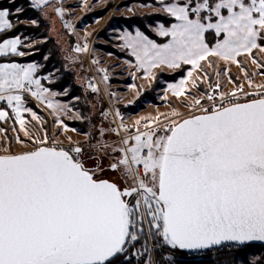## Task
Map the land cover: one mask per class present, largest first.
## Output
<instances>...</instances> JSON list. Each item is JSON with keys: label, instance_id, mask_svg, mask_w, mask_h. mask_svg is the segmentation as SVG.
Segmentation results:
<instances>
[{"label": "snow or ice", "instance_id": "6c2138e0", "mask_svg": "<svg viewBox=\"0 0 264 264\" xmlns=\"http://www.w3.org/2000/svg\"><path fill=\"white\" fill-rule=\"evenodd\" d=\"M31 2L38 8L50 4ZM159 2L174 20L156 29L168 42L157 43L138 30L124 34L123 46L146 76L153 69L190 65L187 77L169 87L174 96H189L186 106L199 114L184 118L173 110L175 119L165 117L162 127L160 117L146 119L143 130L137 120L135 134L120 123L107 131L126 135L117 144L99 140L89 146L92 151L71 137L65 147L49 142L46 132L29 131L24 119L30 113L42 128V119L25 106V93L54 113L67 108L51 99L57 94L36 78L37 66L0 63V101L34 145L19 153L0 148V264H130L131 257L142 258L141 264H182L185 252L225 243L242 251L264 242V82L253 79L264 75V60L255 54H264V0ZM54 11L63 17L65 10ZM11 15L0 9V33L14 27ZM21 44L19 36L4 39L0 57L24 56ZM242 58L259 71L250 72ZM219 62L225 67L217 71ZM205 65L228 83H235L230 75L235 65L246 84L224 91L217 80L210 92L196 96L187 80L199 88L201 77L193 72L207 78ZM89 87L99 91L93 83ZM115 115L123 120L119 110ZM9 118L0 109V121ZM105 132L101 128L100 136ZM16 142L25 143L19 136ZM108 171L114 176L105 178Z\"/></svg>", "mask_w": 264, "mask_h": 264}, {"label": "rangeland", "instance_id": "374dc122", "mask_svg": "<svg viewBox=\"0 0 264 264\" xmlns=\"http://www.w3.org/2000/svg\"><path fill=\"white\" fill-rule=\"evenodd\" d=\"M26 1L43 21L45 27H43L42 33L45 34V38L39 39L37 36L22 38V35H19L22 41L19 50L25 55L16 57L29 61L24 65H36V78L41 80L43 87L49 89L50 93L57 94L51 99L61 105H67L66 109L54 113L46 106V103L24 95L25 106L31 108L43 122L41 128V124L32 120L30 113H24L29 131L37 135L46 132L49 142L57 141L65 147L69 146L67 138L71 137L72 142H79L86 151H92L89 146L99 140L108 144H117L114 143V133L107 131L112 129L110 123L107 122V116L104 115L108 109L115 112L119 110L122 115L134 123L137 120L145 123L146 119L160 117L161 127L168 122L165 117L176 118L171 117L173 110L179 111L184 118L192 114H199L198 111L186 106L190 102L189 96H174L169 87L179 84L187 77V73L192 70L190 65H182L179 69L166 67L153 69L152 74L146 76L143 70H136L134 56L123 46L122 37L126 31L134 33L139 30L157 43L168 42V38L157 35L156 29L161 23L168 27L174 20L163 11L159 0H50L49 5L39 8L34 7L31 0ZM0 2L6 3L7 1L0 0ZM16 2V0L10 1L8 6H14ZM18 6L22 11L19 14L14 11L13 15L23 16L25 14L23 6ZM56 7L64 8L63 17L56 14L54 11ZM17 21L18 24L26 27H38L36 20L19 19ZM33 21L36 23H32ZM66 24L70 27H66ZM49 39L53 40L61 49L53 52L55 55L58 54L62 69H55L45 76H40L38 72L43 70L41 69L42 64L48 63L50 55L47 54L40 59L43 51L39 50L38 46L46 44ZM208 39L211 43H215L211 36ZM85 44L88 46L86 52L76 51L77 46L82 48ZM54 45L49 46V50H54ZM50 53L52 54V52ZM255 54L260 60H264V54ZM242 59L247 63L250 72L259 71L255 65L248 62L247 58ZM8 62L11 61L8 60ZM52 66L53 68L59 67L56 64ZM224 67L225 65L219 62L216 70L220 71ZM205 68L208 73L207 78H205L204 72H193V77L196 75L201 77V80L197 81L199 88L192 86L191 78L187 80L186 88H190L196 96H203L206 92H210L211 86H214L217 80L220 81L224 91L234 88L235 83L246 84L243 73L235 65L230 66V75L235 83H228L227 76L217 77L211 67L205 65ZM100 69H105L106 72H101ZM63 72L65 75H73L75 80L77 77L80 81L82 80L86 88L94 95L92 96L93 102L98 107L94 106L93 111H87L81 105L82 100L79 97L69 98L71 97L70 93L73 92L70 88L63 91L50 88L54 84L57 85L54 76ZM105 74L109 77L108 81L103 79ZM237 77H239L238 80ZM253 79L256 83L264 82V75L258 74ZM89 83L95 84L99 91L93 92ZM203 102L207 106V102ZM0 109L8 111L10 116L9 119L0 121V148L10 146L14 152L19 153L25 148L34 147L24 136V133L19 130L14 113L4 104V101H0ZM100 117L103 119H99ZM57 118L63 122L62 125L58 123ZM101 128L106 130L104 137L100 136ZM17 136L24 140L23 145L16 142ZM104 163L106 166L108 160L105 159ZM113 176L114 174L108 171L105 178ZM131 251L130 249L129 256H131ZM181 260L182 264H264V247H244L242 251L239 247L229 253H214L213 250H209L198 259ZM141 262L142 258L138 260L136 257H131L130 264H141Z\"/></svg>", "mask_w": 264, "mask_h": 264}, {"label": "trees", "instance_id": "16d2710c", "mask_svg": "<svg viewBox=\"0 0 264 264\" xmlns=\"http://www.w3.org/2000/svg\"><path fill=\"white\" fill-rule=\"evenodd\" d=\"M7 4L4 2H0V9L3 8H8L10 10V12L12 13V15L10 16L11 22L13 23L14 27L11 30H6L5 32L0 34V43L3 42L4 39H12L15 38L19 35H22V38H26V37H32V36H37L39 39H44L45 38V34L42 33V29L43 27H45L43 21L41 20V18L39 17L38 13H36L32 8H30V4H28V2L26 0H16V4L13 6H8V3L10 1L13 0H6ZM27 2V3H26ZM3 3V4H2ZM18 5H22L23 6V10L24 13L23 16H14V11L16 8H18ZM17 18V19H16ZM36 20L38 23V27L34 28V27H26L25 25H20L18 24L17 20ZM126 21V20H125ZM17 22V23H16ZM48 46H47V45ZM46 44H41L38 46L39 50L43 51V54L39 57L41 59V57L46 56L47 54L50 55L49 59H48V63H44L42 64V68L43 70H41V72H38V75L40 76H45L47 73H50L52 71H55V69H62L61 64L59 63V57L58 54H54L53 51L55 50H59V46L57 44L54 43L53 40H48L46 41ZM55 44V45H54ZM54 45L55 49L51 51V49L49 50V46ZM57 45V46H56ZM23 50V49H22ZM61 50V49H60ZM52 52V54L50 52ZM6 61H11V62H18L20 64H26L29 61H26L25 59H19V57L16 56H9L5 59ZM47 62V60H46ZM53 64L58 65L59 67L57 68H53ZM63 74V75H62ZM62 74H57L58 76H54V80L56 81L57 85H52L53 87L50 88H54L55 90L58 91H63L64 89L70 88L71 91H73L72 93H70L71 97L69 98H75L76 96L79 97L82 102L81 105L84 106V109H86L87 111H93L94 110V106L98 107V105L96 103L93 102V97L94 96L89 89L86 88V85L84 84V82H82V80L80 81L77 77V79H73L74 76L73 75H65V73L63 72ZM88 115V114H87ZM92 119V118H91ZM99 119H103L102 117H100ZM95 120V118H94ZM92 122V120H91ZM89 123V120H88ZM96 123V121H95ZM90 125V123H89ZM209 264V263H208Z\"/></svg>", "mask_w": 264, "mask_h": 264}, {"label": "built area", "instance_id": "2783aa9c", "mask_svg": "<svg viewBox=\"0 0 264 264\" xmlns=\"http://www.w3.org/2000/svg\"><path fill=\"white\" fill-rule=\"evenodd\" d=\"M24 95L28 96V97H31V98H34V97L31 96L30 93H25ZM4 104L7 105L6 102H4ZM115 113L116 112L113 111V110H109V109L107 110V115H106L107 119H108L107 122L110 123V127L111 128H116V127H118V125L120 123H124L125 125H127L129 127V129L132 131V133L135 134V129L133 128L134 122L129 121L126 118L125 115H122L120 113L121 117H123V120H121L120 118L116 117ZM142 125H143V123L141 122V130H143ZM155 126L156 125L154 124L153 127H155ZM114 135H115V133H114ZM125 135H126V133H124V132H121L119 137L115 135L114 136L115 137L114 138V143H118L119 140L121 139V137H123ZM145 227H147V226H145ZM137 246H138L137 248H140V246L138 244H137ZM239 247L240 246H236L234 244H224L223 246H221L219 248L211 249V250H213L214 253H221V252L229 253V252H233V251L237 250ZM206 252L207 251H193V252H190V253H186L185 252V253L182 254L180 259H186V260L198 259V258H200V256L202 254H204Z\"/></svg>", "mask_w": 264, "mask_h": 264}, {"label": "water", "instance_id": "95a60500", "mask_svg": "<svg viewBox=\"0 0 264 264\" xmlns=\"http://www.w3.org/2000/svg\"><path fill=\"white\" fill-rule=\"evenodd\" d=\"M225 244H232V243H225ZM221 246H223V245H221ZM221 246H216V247H213L212 249H216V248H219ZM236 246H238V245H236ZM250 246H260V247H264V242H259V241L252 242L251 244H249V245H247L245 247H250ZM209 250H211V249H206V250H201V251H209ZM186 253H190V252H186Z\"/></svg>", "mask_w": 264, "mask_h": 264}, {"label": "crops", "instance_id": "0c3cea01", "mask_svg": "<svg viewBox=\"0 0 264 264\" xmlns=\"http://www.w3.org/2000/svg\"><path fill=\"white\" fill-rule=\"evenodd\" d=\"M125 33H131V34H135V32L133 33V32H130V31H126V32H124V34ZM1 34V33H0ZM2 43V42H1ZM130 51V50H129ZM8 57V56H7ZM135 58V57H134ZM6 59V57H0V63H11V62H8V61H6L5 60ZM136 60V59H135ZM2 61V62H1ZM15 63V62H14ZM24 65V64H23Z\"/></svg>", "mask_w": 264, "mask_h": 264}, {"label": "bare ground", "instance_id": "6f19581e", "mask_svg": "<svg viewBox=\"0 0 264 264\" xmlns=\"http://www.w3.org/2000/svg\"><path fill=\"white\" fill-rule=\"evenodd\" d=\"M192 261V260H191ZM195 261V260H194Z\"/></svg>", "mask_w": 264, "mask_h": 264}]
</instances>
